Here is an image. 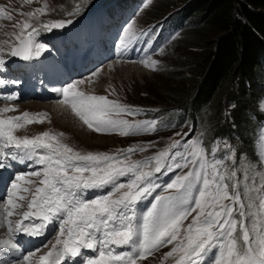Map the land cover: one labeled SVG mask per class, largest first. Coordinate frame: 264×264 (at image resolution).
<instances>
[{"label": "snow or ice", "instance_id": "obj_1", "mask_svg": "<svg viewBox=\"0 0 264 264\" xmlns=\"http://www.w3.org/2000/svg\"><path fill=\"white\" fill-rule=\"evenodd\" d=\"M87 2L77 0L66 12L68 19L41 20L47 15V3L19 13L26 19L14 25L18 31L6 34L12 39L0 41V70L5 68L6 56L25 62L40 57L47 46L37 42V36L42 31L72 25L73 18L86 10ZM24 3L32 4L33 0ZM150 3L148 0L143 6L146 8ZM0 18L12 19L3 7ZM134 24L131 21L122 29L121 53L133 49L140 37L147 35L142 30L137 32ZM146 44L139 63L156 71L160 62L152 59V55H162L164 48L152 49L150 42ZM98 72L90 74V83H94L91 77ZM84 83V78L71 80L53 91L61 97L58 103L70 108L88 129L124 137L158 131L156 120L122 118L135 116L139 110L110 99V94L88 93L80 88ZM4 84L5 80L0 79V85ZM4 99L16 101L19 95L8 94ZM13 111H16L13 106L0 108V170L11 169L14 163L35 169L13 173L7 183L0 220L7 226L8 235L0 239V264H6L4 257L12 258L7 264H138L167 245L172 247L163 258H174V264H264V232H257L253 239L251 231H256L257 226L253 223L250 231L246 223L254 206L249 195L251 189L245 184L241 191L234 166L237 153L227 141L221 148L217 138L209 149L201 139H184L189 134L177 132L175 136L181 139L172 140L165 149L144 160L130 161L131 154L144 152L146 148L129 147L115 155L82 153L62 141L63 133L44 131L32 137L18 136L15 134L18 129L44 123L47 116L27 111L19 116H4ZM257 140L259 150L264 152V128ZM148 146L154 144L148 142ZM221 152L223 155H218ZM245 163L252 165L251 161ZM176 170H180L179 174L166 184L154 181L156 174ZM262 171L264 159L258 157L256 172ZM124 177L128 179L122 181ZM105 188L108 189L105 194L86 196L89 191ZM159 188L163 192L153 196ZM242 195L247 196V205ZM149 197H152L150 206L139 212L138 205ZM21 201H27L26 210L18 212L17 209L25 207ZM259 207L264 209V195L260 196ZM14 215L19 218L11 219ZM57 228L54 243L39 255L38 261L33 257L39 248L22 258L15 257L18 235L38 237Z\"/></svg>", "mask_w": 264, "mask_h": 264}, {"label": "rangeland", "instance_id": "obj_2", "mask_svg": "<svg viewBox=\"0 0 264 264\" xmlns=\"http://www.w3.org/2000/svg\"><path fill=\"white\" fill-rule=\"evenodd\" d=\"M1 1L9 2L10 4H13L15 8L18 6L20 9L25 11H32L37 7H42L44 3H47V15L40 18H51L58 16L60 6L67 0H33L32 4H25L24 0ZM187 2L188 1H183L180 3L178 1L175 5L168 6V8L164 9V7L168 5L169 0H151L148 7L145 8L143 6L142 10H140V13L138 14V18L135 20L134 29L136 30L151 21L158 20V18L166 15L168 12L175 10L174 13H172V15L166 20L168 25H174L171 28V35L163 38L162 47L164 48V53L162 55L155 54L152 56V59L160 62L156 71L145 68L142 64H134L130 62L108 63L103 66L97 76L91 77V80L94 81V83H90L88 81L90 76L87 78L84 77L85 83L80 85V88L84 91H93L101 95L110 94V99L117 100L123 105H130L133 107L144 106L151 108V105H146L136 101V99H138L136 96L137 90L141 85L157 84L160 81L165 83L166 81L174 78L176 72H173V69L171 68L168 69V67L171 63L177 64V53L181 55L184 54V46L181 40L189 30L197 28L200 25V21L190 15L191 10L186 9ZM180 6L182 8L176 10V8ZM19 13L22 12H17L15 14L22 17L23 15H20ZM13 31H18L17 28H14L13 24L9 23L2 25L0 29V41L12 39L11 36L6 34ZM165 33L166 29H163L162 34L164 35ZM155 44L158 46L161 42L157 41ZM168 70H170L171 73L165 76V73H167ZM257 78L259 80L257 82L255 81V84L258 87V94L256 96L255 103L257 98H259L257 110L260 111V113H263L264 111H261V104L264 102V76L261 73ZM57 105L61 104L58 103ZM57 105L50 102L40 103L35 101H20L16 103V111H14V113L19 112L18 110L22 109L33 112L37 111V113L46 114L47 119L44 123L27 124L23 128L18 129L15 134L18 136L32 137L44 131H49L54 134L63 133L64 135L61 137L62 141L82 153L91 151L112 154L129 147H145L146 151H138L130 155L129 159L134 161H137L136 158L139 157L146 158L147 156L150 157L155 155L160 150L165 149L167 145L172 142V140L181 139V137L175 136V133L177 132L188 133L189 135L192 133L193 138L191 139H201L204 145L209 149L213 141L219 138L221 141V148H223V142L227 141L233 146L237 153V165L234 166L237 167V178L240 181L241 187L243 183L247 184L251 189V193H254L255 199L260 201L258 192L264 191V185H260V183H258V180L255 179L253 173L256 172L254 167H256L258 157L260 159H264V152L259 150L260 144L257 140V137L261 133V129L264 128V115L261 116L254 111L245 110L243 111L244 116L240 119L234 120L231 108H223L222 110H224V112L221 113V124L225 125L228 130L225 134L212 135L209 131L210 124L208 120L205 119V109H199V111H196L187 108L190 109V111L188 116L187 114H184L185 124H183V111L181 112L180 110V123L182 127H179V129L170 125H162L157 127L158 131L154 133H141L139 135H129L124 137L115 132L108 135L97 134L96 132L88 129L87 126L83 125L79 119H75L77 117H75V115L66 108L60 107V111L53 110V108ZM52 106L54 107L52 108ZM122 118L139 121L141 119V114L139 113L135 116L124 115ZM237 124H241V127L245 124L247 125L245 131L242 132V136L240 135V132H238V129L236 130ZM189 128L191 129L190 132ZM228 131L231 134L230 136H228ZM202 133L204 134L203 136L201 135ZM148 142H152L154 147H149ZM218 155L222 156L223 153H218ZM252 157L256 158V160L253 161ZM245 161H251L252 165L249 166L245 163ZM229 164H231V162H229ZM184 171H186V169ZM179 172L180 170H176V172H164L163 174H159L160 184H166L176 174H179ZM245 174H247V180H245ZM127 179L128 177H125L124 181ZM228 182L231 184L232 181ZM160 192H163L162 188H160ZM259 195L261 196L263 194L260 193ZM21 209L17 210L19 211ZM261 214L262 222L264 223V209H261ZM255 215L256 209L254 204L250 215L251 226L254 223ZM254 232H258V227ZM158 259V257L148 258L138 264H154L158 261Z\"/></svg>", "mask_w": 264, "mask_h": 264}, {"label": "trees", "instance_id": "obj_3", "mask_svg": "<svg viewBox=\"0 0 264 264\" xmlns=\"http://www.w3.org/2000/svg\"><path fill=\"white\" fill-rule=\"evenodd\" d=\"M176 1H188L186 9L200 25L181 40L184 54L177 53V64L168 67L176 72L174 78L141 85L136 101L151 105L147 108L157 116L177 110L188 116L190 109H205L210 133L225 134L223 108H231L234 120L245 110L257 111L255 81L264 62V0H169L164 9ZM246 127L237 124L236 130L242 136Z\"/></svg>", "mask_w": 264, "mask_h": 264}, {"label": "bare ground", "instance_id": "obj_4", "mask_svg": "<svg viewBox=\"0 0 264 264\" xmlns=\"http://www.w3.org/2000/svg\"><path fill=\"white\" fill-rule=\"evenodd\" d=\"M143 8V7H142ZM142 10V9H141ZM106 68V67H105ZM99 73V72H98ZM55 105H57L56 103H55ZM54 106H52V108H53ZM60 107H62V105H57V106H55V108H53V110H55V111H60L61 110V108ZM47 109V108H46ZM52 110V111H53ZM249 211V210H248Z\"/></svg>", "mask_w": 264, "mask_h": 264}, {"label": "clouds", "instance_id": "obj_5", "mask_svg": "<svg viewBox=\"0 0 264 264\" xmlns=\"http://www.w3.org/2000/svg\"><path fill=\"white\" fill-rule=\"evenodd\" d=\"M179 9H181V6L180 7H178Z\"/></svg>", "mask_w": 264, "mask_h": 264}]
</instances>
